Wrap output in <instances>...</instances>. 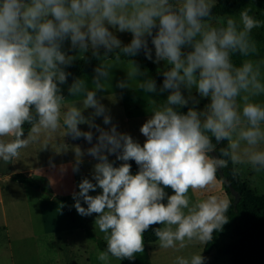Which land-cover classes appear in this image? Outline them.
<instances>
[{"label":"clouds","instance_id":"obj_1","mask_svg":"<svg viewBox=\"0 0 264 264\" xmlns=\"http://www.w3.org/2000/svg\"><path fill=\"white\" fill-rule=\"evenodd\" d=\"M215 6L216 0H0V160L13 163L22 149L61 131L63 137L91 143L94 134L81 131L82 124L99 133L87 150L98 160L95 183L82 180L74 207L81 216L97 214L95 226L107 242L97 253L100 264H111L110 258L134 260L145 250L144 233L156 224L162 225L155 228L162 249L206 245L228 222L231 201L210 195L193 202L189 192L216 189L223 183L217 171L229 162L264 172V58L252 36L264 22L249 9L217 21ZM117 32L131 33L130 43L122 44ZM67 41L79 56L63 50ZM101 49L105 59L114 54L118 62L143 51L148 60L169 66L159 92L170 94L142 125L143 145L116 125L105 130L95 123L102 116L105 125L111 124L97 91L105 89L114 64L101 62L95 68L92 90L85 79L75 78L68 91L83 97L82 108L66 104L60 87L70 75L65 69L89 51L100 58ZM237 53L243 57L240 65L233 63ZM130 63L128 80L117 85L121 89L146 75ZM138 86L148 94L157 92L151 78ZM193 89L209 103L180 112L190 100L200 103ZM90 108L95 111L85 117L84 109ZM26 123L31 127L25 138ZM222 141L227 145L219 149V158L210 155ZM75 152L73 170L78 171L83 153L79 147ZM109 155L123 163L114 166ZM129 161L139 166L136 174ZM238 174L233 167V177ZM97 188L100 194H89ZM204 260L200 253L177 257L176 264Z\"/></svg>","mask_w":264,"mask_h":264},{"label":"rangeland","instance_id":"obj_2","mask_svg":"<svg viewBox=\"0 0 264 264\" xmlns=\"http://www.w3.org/2000/svg\"><path fill=\"white\" fill-rule=\"evenodd\" d=\"M252 10V16L257 19L258 9ZM218 21H222V19ZM261 27L254 29L252 33L257 43L264 38ZM116 35L122 44H128L132 39L131 33L117 32ZM63 50L70 55L79 56L78 51L70 50V41L65 42ZM259 55L264 58V54ZM79 60L78 58L73 64ZM103 63L115 65L111 69L110 79L105 81V89L97 91V98L105 105L108 109L107 114L111 116V124L105 125L102 116L96 117L95 123L105 130L116 125L119 132L131 135L135 141L143 145L146 137L140 132L142 125L151 118L154 110L166 102L170 93L167 91L161 94L159 92L161 85L157 83L146 67L136 62L140 71L146 75L132 80L131 87L121 89L117 85L120 81L128 80L127 70L131 68L130 61L117 62L108 59ZM155 65L161 73L169 67L165 61H161L159 64L155 63ZM71 66L65 70L68 72ZM94 76L95 71L93 70L79 78L85 79L89 89L92 90L95 88ZM147 78L156 81V93L148 94L139 88V81ZM60 87L68 106L77 104L82 108L83 97L70 95L68 83ZM183 92L185 97L189 95L187 90H183ZM192 95L200 103L195 105L190 100L187 108L203 109L209 103V100L201 98L195 89L192 90ZM260 99L264 101V97ZM94 111L91 108L84 109L83 114L85 117H89ZM79 127L81 131L93 132L91 143L83 137L80 138V141L73 139L71 135L63 137V131H61L53 133L51 136H44L40 143L31 144L22 149L20 156L13 163L5 164L0 160V264H100L96 257L101 250L89 238L84 229L72 222L58 200L67 198L74 205L76 203L74 193L79 192L78 185L85 178L93 180L94 166L98 163V160L89 155L87 150L97 143L99 133L94 128L90 129L87 124L79 125ZM45 144L48 146L44 148ZM77 147L80 148L83 155L80 158L79 170L74 171L77 162L75 152ZM109 161L117 167L123 163L117 160L115 155H109ZM236 167L239 169V175L243 181L247 182L257 192V195H264V172H255L251 165L247 164ZM13 172H31L30 175L33 179L45 186L53 195L50 196L45 192L12 181L9 176ZM93 182L95 183L94 180ZM165 191L169 195L174 194L170 188H166ZM101 192L102 189L97 188L96 191L89 194L95 196ZM210 195L221 196L228 200L234 199L232 195L226 193L223 184H218V187L211 191L189 192L193 202L206 199ZM164 203H167V199ZM81 204L87 207L83 201ZM77 215L94 237L106 242L105 234L95 226L97 214L81 216L77 212ZM160 226L162 227V225ZM227 241V238L221 239L218 248L223 247ZM144 244V252L135 256V259L139 260L141 264H176L177 257L190 258L193 254L200 253L205 258L204 264H231L230 258L219 256L216 248L207 255L204 252L205 244L198 242L179 251L171 248L162 249L159 247V241L154 244ZM110 259L111 264H122L125 260Z\"/></svg>","mask_w":264,"mask_h":264},{"label":"trees","instance_id":"obj_3","mask_svg":"<svg viewBox=\"0 0 264 264\" xmlns=\"http://www.w3.org/2000/svg\"><path fill=\"white\" fill-rule=\"evenodd\" d=\"M254 8L258 9L257 19L264 21V0H217L216 6L212 9V14L216 17V20H221L224 16H239V13L245 9L250 10V15H253ZM261 32L264 34V26L261 27ZM259 54H264V38L259 40L258 43ZM149 46L153 47V60L155 59L154 46L151 45V39L149 38ZM100 58L92 55L91 51L86 53L82 59L77 61L71 66L68 73L67 83L68 86L72 84L75 78H79L85 74L91 73L99 66L101 62H105L108 59H114V54H109L108 59L103 58L104 50H100ZM233 63L240 65L243 57L238 53L234 54ZM134 61L144 67H146L153 78L159 85L163 84V75L157 69L155 63L152 60H148L145 57L143 51H141L135 57H121L120 61ZM170 93V91H168ZM180 112L186 113L187 107L180 108ZM30 125L25 124V138L27 137ZM80 141V138H78ZM213 142L215 140L213 138ZM227 141H222L217 145L216 153L220 156L219 149L226 147ZM132 165V174H136L139 171V166L135 161H129ZM236 167L229 162L227 168H223L222 176L218 174V179L228 180L232 187L239 193L240 199L238 203L232 198L231 206L229 207L226 215L228 222L223 225L221 230L214 231L213 239L209 241L204 248V252L209 255L215 248L219 256H227L230 258L231 264H264V195H257L251 186L243 181L242 177L238 174L233 177L232 169ZM11 180L25 187L37 189L52 196L53 194L41 183L33 179L27 173H12ZM225 190L228 195H231L230 189L226 186ZM61 207L69 215L72 222L84 229L91 240H93L98 248L103 251L106 249L107 242L97 239L83 223L75 210L74 205L67 198H59ZM161 227L160 224L151 226L144 233V243L154 244L158 240L155 236V228ZM227 238L228 241L223 247L218 248V243L221 239ZM122 264H141L139 260L125 259Z\"/></svg>","mask_w":264,"mask_h":264},{"label":"water","instance_id":"obj_4","mask_svg":"<svg viewBox=\"0 0 264 264\" xmlns=\"http://www.w3.org/2000/svg\"><path fill=\"white\" fill-rule=\"evenodd\" d=\"M210 155H214L219 158V155L216 152L210 153ZM218 173L220 174V176H222L221 169H218ZM223 185L230 189L231 195L234 197L235 203H238L240 199L239 193L232 187L228 180H223Z\"/></svg>","mask_w":264,"mask_h":264},{"label":"crops","instance_id":"obj_5","mask_svg":"<svg viewBox=\"0 0 264 264\" xmlns=\"http://www.w3.org/2000/svg\"><path fill=\"white\" fill-rule=\"evenodd\" d=\"M30 171H31V170H30ZM13 173H15V172H13ZM17 173H20V172H17ZM21 173H22V172H21ZM30 173H31V172H29V173H27V174H28L29 176H31ZM11 174H12V173H11ZM11 174H10V176H9L10 179H11ZM31 177H32V176H31ZM6 178H7V177H6ZM0 180H1V179H0ZM219 184L222 185L223 183H219Z\"/></svg>","mask_w":264,"mask_h":264}]
</instances>
